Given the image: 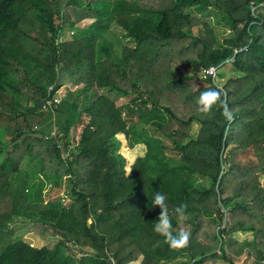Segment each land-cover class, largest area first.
I'll return each instance as SVG.
<instances>
[{
    "label": "trees",
    "instance_id": "obj_1",
    "mask_svg": "<svg viewBox=\"0 0 264 264\" xmlns=\"http://www.w3.org/2000/svg\"><path fill=\"white\" fill-rule=\"evenodd\" d=\"M148 3L0 0V264H71L75 256L77 264L139 256L138 264L178 256L179 264H238L243 253L264 264V0ZM197 6L224 11L231 35L218 43L188 11ZM138 11L153 16L124 25L133 45L109 36L104 17ZM74 27L80 33L61 37ZM227 62L239 74L222 83L195 75ZM186 64L193 74L178 76L173 66ZM217 85L230 121L218 102L198 111L200 92ZM138 145L142 153L131 155ZM27 156L42 174L64 177L71 199L31 198L21 177ZM155 191L166 196L174 233L182 229L173 210L187 205L184 246L153 231ZM20 218L57 243L11 238L7 222Z\"/></svg>",
    "mask_w": 264,
    "mask_h": 264
},
{
    "label": "rangeland",
    "instance_id": "obj_2",
    "mask_svg": "<svg viewBox=\"0 0 264 264\" xmlns=\"http://www.w3.org/2000/svg\"><path fill=\"white\" fill-rule=\"evenodd\" d=\"M148 6L151 7V5H156L158 3V0H147ZM197 7H191L188 9V11L194 15L197 16L203 20H206L214 29L216 39L218 43H221L224 38H227L231 35L230 25L227 19V16L224 11L216 8V7H210L201 9ZM151 11H138L133 13H123L121 15L117 16H109L103 18V26L108 28L109 36L112 38L119 40L121 43H125L128 45H133L134 42L130 39V37L127 35V29L125 28V24L130 25L137 17H146L149 16ZM153 16V14H150ZM82 25H87L89 23V20H85L80 22ZM75 33H80V28L74 27L72 29H64V31L61 33V37L63 39L70 38ZM174 71L178 76L184 75V74H193L191 71V68L188 64H186L184 67H179L178 65L173 66ZM239 74L238 71H235L232 69L229 62L225 63L223 66L220 67V69L217 71V75L215 77L216 83H222L227 77L231 75H237ZM197 77H204L201 73L195 74ZM83 95V94H82ZM80 95V98L83 96ZM127 100V97H121L117 100V103H121ZM199 124L196 122H193L190 129L191 136H194L197 132ZM146 132H149L150 129H145ZM143 151L142 146L138 145L134 148V151L131 152V155L141 154ZM2 155L0 156L1 160ZM21 169L23 171H26L24 175L21 177H24L25 180H27V187L29 191V196L33 199H48L52 196H60L63 195L64 201L67 202L70 198L67 193H65V190L67 189V183L66 179L62 176L60 177H51L50 175H44L40 172V160L36 157L30 158L25 157L21 164ZM50 182L46 187L42 188L40 186L42 183ZM192 181L195 183H203L205 185L208 184V181L206 179L201 178L198 175L192 176ZM53 186L51 187L50 185ZM71 199V198H70ZM186 217H184L182 220H178V226L183 231H187L188 229V223L186 222ZM10 224V227H13V231H11L10 237H23L26 241H29L35 246H41L43 244L48 245L49 247L55 245L57 243L58 237H42L40 236L39 232L35 230L30 225V221H28L25 218H20L19 221H15L13 224H11L9 221L7 224ZM240 237H252V233H243L240 235ZM184 256H178L176 259H173L171 261H166L164 264H179L181 259H183ZM141 256H139L136 260L131 261L128 264H138L140 262ZM86 264L89 263V259H86ZM236 263L238 264H251V258L246 255L242 254L241 256L234 259ZM71 264H77L78 263V256L74 257V259L70 262ZM205 264H227L226 262L219 260L217 258L210 259L206 261Z\"/></svg>",
    "mask_w": 264,
    "mask_h": 264
},
{
    "label": "clouds",
    "instance_id": "obj_3",
    "mask_svg": "<svg viewBox=\"0 0 264 264\" xmlns=\"http://www.w3.org/2000/svg\"><path fill=\"white\" fill-rule=\"evenodd\" d=\"M222 91L217 85L214 88H208L202 90L197 97L196 103L198 111L207 113L210 108L217 102L222 105V115L226 120H231L233 117L232 111L229 109L227 103L221 99ZM152 205L159 207L158 216L153 224V231L161 234L169 247H182L188 241V233L181 230L179 232H173L172 223L169 215L168 204L166 203V196L160 191L153 192ZM187 205L183 202L178 203L174 210L173 215L177 220H182L186 215Z\"/></svg>",
    "mask_w": 264,
    "mask_h": 264
},
{
    "label": "built area",
    "instance_id": "obj_4",
    "mask_svg": "<svg viewBox=\"0 0 264 264\" xmlns=\"http://www.w3.org/2000/svg\"><path fill=\"white\" fill-rule=\"evenodd\" d=\"M217 71H218V67L217 66H214V65H211V66H208L207 68L203 69L202 72H201V74L203 76H211L213 82L216 84L215 77L217 75ZM51 88H52V85H49L48 86V90H50ZM53 96H54L53 97V100L54 101H58V96L56 94H54ZM48 103H50V101ZM62 200L64 201V198ZM111 264H115L114 260H112V263Z\"/></svg>",
    "mask_w": 264,
    "mask_h": 264
}]
</instances>
